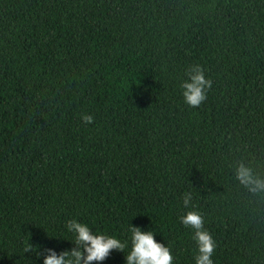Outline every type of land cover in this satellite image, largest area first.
<instances>
[{
    "label": "trees",
    "instance_id": "trees-1",
    "mask_svg": "<svg viewBox=\"0 0 264 264\" xmlns=\"http://www.w3.org/2000/svg\"><path fill=\"white\" fill-rule=\"evenodd\" d=\"M192 65L213 82L198 108ZM240 164L264 180V0H0V264L70 251L72 219L127 242L100 264H126L131 226L195 264L188 211L213 264H264Z\"/></svg>",
    "mask_w": 264,
    "mask_h": 264
},
{
    "label": "clouds",
    "instance_id": "clouds-1",
    "mask_svg": "<svg viewBox=\"0 0 264 264\" xmlns=\"http://www.w3.org/2000/svg\"><path fill=\"white\" fill-rule=\"evenodd\" d=\"M186 75L188 79L180 85L184 103L191 108H198L207 99V91L212 88L213 82L205 77V70L200 65L189 66ZM81 120L85 124H91L93 117L85 114ZM235 175L239 183L253 195L264 193V180L256 178L251 168L240 164ZM191 199V193H185L184 207L189 206ZM180 222L193 231V239L198 248L195 264H213L212 256L217 245L211 234L204 229L202 215L196 211H188L180 217ZM66 229L74 235V247L60 254L52 249H45L43 264H100L113 250L124 253L127 247V242L104 234H95L88 225L75 219L67 221ZM130 232L131 250L125 256L126 264H172L170 249L157 243L153 232H145L132 226ZM31 248L30 245L25 251L29 252Z\"/></svg>",
    "mask_w": 264,
    "mask_h": 264
}]
</instances>
